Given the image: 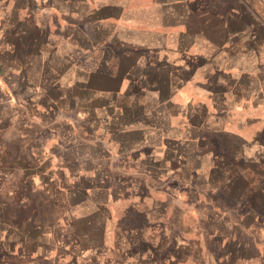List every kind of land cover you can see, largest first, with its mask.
<instances>
[{"label": "rangeland", "instance_id": "374dc122", "mask_svg": "<svg viewBox=\"0 0 264 264\" xmlns=\"http://www.w3.org/2000/svg\"><path fill=\"white\" fill-rule=\"evenodd\" d=\"M2 2L12 4V0ZM220 2L225 3L222 6L215 1L210 5L217 16L210 17L209 34H221L216 20H221L223 12L226 33L239 29L247 34L249 16L242 11L238 16L237 11L231 10L229 6L237 5L234 0ZM62 16L65 20L71 18L67 13ZM52 20L50 17L47 28L54 32L48 41L39 32L30 33L13 45L12 35L0 41V254L5 250L12 252V245L28 248L33 242H46L37 235L41 229L51 232L55 241L61 238L55 225L56 203L65 194L63 187L71 192L69 187L79 184L98 201L105 194L114 198L110 204L114 230L121 234L132 232L123 234L135 245L128 250L129 258L138 254L146 256L144 264H179L184 253L189 261L182 264H264L260 259L264 256V200L251 203L252 187L244 178H236L242 172L251 178L250 161L264 163V150L255 148L264 147V75L251 78V82L262 85V92L250 110V121L241 115L240 131L235 128L236 121L226 122L218 150L197 154L191 144L173 147L172 140L158 149L156 137L149 140V148L121 155L122 139L129 138L128 146L133 149L137 134L123 131L128 129L127 124L121 129L117 121L111 120L119 121L112 114L114 106L126 104V100L114 96L117 92L108 90L117 81L108 75L84 74L78 67L87 71L101 61L100 69L111 73L116 68H127L129 62L115 55V44L100 47L101 39H106L103 29L100 33L87 29L96 40L89 43L82 28L78 36L73 27L61 28L57 37ZM0 24L9 25L12 31L11 16ZM257 33L261 34L259 29ZM263 62L258 61L260 65ZM184 109L179 108L178 112ZM130 114L126 116L132 117ZM248 130L253 137L244 140ZM166 134L184 135L177 128L167 129ZM236 143L241 148L233 149ZM122 168L125 177L119 171ZM148 178L150 181L146 182ZM122 179L126 186L120 185ZM174 179L187 182L179 184ZM260 189L264 191V184ZM184 194L197 201H203V196L209 209L214 206L224 212L223 219L216 222L211 218L212 210L202 220L196 213L179 211L177 206L181 203L176 198ZM169 200L173 201L171 205ZM156 203L162 206L160 217L149 211ZM169 205L175 210L169 211ZM252 211L259 218L252 219ZM100 227L103 239V223ZM149 242L155 243V249L147 245ZM66 258L69 264H75L73 255Z\"/></svg>", "mask_w": 264, "mask_h": 264}, {"label": "crops", "instance_id": "0c3cea01", "mask_svg": "<svg viewBox=\"0 0 264 264\" xmlns=\"http://www.w3.org/2000/svg\"><path fill=\"white\" fill-rule=\"evenodd\" d=\"M211 1H216L222 6L225 3L220 2L221 0ZM213 2L44 0L39 3L35 0H12V4L8 6L0 0V23L9 16L12 17V31L9 25L0 24V41L12 35L13 45L35 32L47 37L48 41L54 32L47 28L50 17L53 19L57 37L61 28L73 27L76 36L82 28L80 31L86 37L85 41L94 43L96 40L91 32L87 33V29H103L106 39H101L100 47L107 48L115 44L114 47L118 51L115 55L123 62L127 60L129 65L123 69L116 68V71L110 73L100 69L103 62L97 61L87 71L81 70L80 67L78 71L89 75H108L117 81L116 86L108 90L117 92L114 96H119L121 101L126 100V104L114 106L115 113L112 114L118 116L119 121L110 119L117 121L121 129L127 124L125 127L128 129L123 131L137 134L134 145L136 148L130 149L129 138L122 139L124 143H121V150L124 152L119 153L125 155L141 147L149 148V140L157 137L158 149L163 148L166 141L172 140L170 142L173 147L191 144L193 152L206 154L221 147L219 138L226 122L236 121L235 128L240 131V116L243 115L250 121V110L255 108L258 95L262 92V85L258 86L256 81L251 82V78L254 77L255 80V76L264 75V62L263 65L258 63L264 61V0H234L237 5L229 6L231 10L239 13L238 16L241 11L249 16L247 34H242L239 29H229L226 33L223 12L221 20H216L221 34L210 35V17L217 16L214 10L210 9ZM65 13L71 18L65 20L62 16ZM258 29L261 34L257 33ZM132 91L135 92L131 93ZM179 108L185 109L179 113ZM128 112L132 117L126 116ZM251 123L252 121L250 127ZM170 128H177L184 135L172 134V137L166 134V130ZM151 130L155 133H150ZM245 133L244 140H247V136L253 137V132L248 130ZM159 134L161 136L158 137ZM123 144L127 147H123ZM232 147L241 148V144L236 143ZM255 148L264 150L263 146ZM249 163L251 165L248 173L251 178L243 172L238 173L236 178H244L247 186L252 187L251 203L263 201L264 191L262 192L260 187L264 184V163L256 160ZM243 164L245 165V162ZM119 171L122 175L125 173L123 168ZM145 181H150V178ZM172 181H178L179 184L187 182L186 179ZM120 185L126 186L123 179ZM69 188L72 191L64 190L66 195L60 196L56 203L58 216L55 225L62 233L61 238L58 237V241H55L51 238V232L39 229L38 237L46 242L40 243L41 245L33 242L28 248L12 245V252L5 250L3 255L0 254V264H69L67 255H73L75 264H144L147 259L144 255L137 254L131 258L127 256L128 250L135 245L127 236L123 237L126 232L121 234L113 228L114 216L110 204L114 202V198L105 194L103 199L98 201L95 195L87 194L86 188L80 187L79 184H73ZM75 193L80 195L75 197ZM181 197L176 198L181 203V206H177L179 211L196 213L199 220H202L206 219L210 214L209 210H212L211 218L216 222L223 219L224 212L214 206L209 209V202L203 196V201H197L187 194ZM171 202L173 201L169 200L170 205ZM160 203L149 208L153 214L157 213V217L161 214ZM163 203L162 210L165 209V202ZM108 207L111 208L107 209ZM173 210L175 208L172 207L169 211ZM250 215L252 219L259 218L257 212L252 211ZM102 223L104 236L106 235L103 239L100 237ZM258 229L261 232L260 226ZM96 233H99L98 237ZM154 244L149 242L147 245L155 249ZM180 257L182 259H179V264L189 261L184 253H181ZM260 259L264 260V256Z\"/></svg>", "mask_w": 264, "mask_h": 264}, {"label": "trees", "instance_id": "16d2710c", "mask_svg": "<svg viewBox=\"0 0 264 264\" xmlns=\"http://www.w3.org/2000/svg\"><path fill=\"white\" fill-rule=\"evenodd\" d=\"M32 174H33V173H29V176L32 175ZM63 188H64V189H61V190H65V189H66V187H63ZM86 189H87V188H86ZM52 198H53V196H52ZM38 232H39V231H38ZM38 232H37V233H38ZM37 235L39 236V235H40V232H39Z\"/></svg>", "mask_w": 264, "mask_h": 264}]
</instances>
